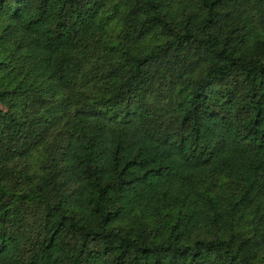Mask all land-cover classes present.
Segmentation results:
<instances>
[{"label":"trees","instance_id":"obj_1","mask_svg":"<svg viewBox=\"0 0 264 264\" xmlns=\"http://www.w3.org/2000/svg\"><path fill=\"white\" fill-rule=\"evenodd\" d=\"M0 264H264V0H0Z\"/></svg>","mask_w":264,"mask_h":264}]
</instances>
